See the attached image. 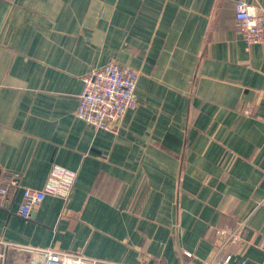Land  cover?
I'll return each instance as SVG.
<instances>
[{"label": "crops", "instance_id": "obj_1", "mask_svg": "<svg viewBox=\"0 0 264 264\" xmlns=\"http://www.w3.org/2000/svg\"><path fill=\"white\" fill-rule=\"evenodd\" d=\"M237 0H0V242L98 264H264V44ZM264 12V0H247ZM139 72V105L111 131L76 117L84 78ZM252 110V114L245 111ZM75 174L29 220L25 189ZM19 254L9 252L8 264Z\"/></svg>", "mask_w": 264, "mask_h": 264}, {"label": "built area", "instance_id": "obj_2", "mask_svg": "<svg viewBox=\"0 0 264 264\" xmlns=\"http://www.w3.org/2000/svg\"><path fill=\"white\" fill-rule=\"evenodd\" d=\"M236 27L246 48L264 44V12L247 0L235 3ZM139 72L111 62L105 67L93 70L84 78V87L79 96L76 117L96 129L111 131L127 113L138 108L137 84ZM252 114V110L245 111ZM75 182V174L62 168H54L44 190L25 189L18 215L29 220L35 208L39 207L48 195L67 198ZM18 184L15 178L5 186H0V207L11 187ZM264 206V200L261 202ZM240 229H224L218 234V249L209 264H233L231 256H223L229 244L239 237ZM19 254L16 264H98L97 260L82 256L56 252L53 250L18 246L0 242V264H8L9 252ZM239 264H246L242 261Z\"/></svg>", "mask_w": 264, "mask_h": 264}]
</instances>
